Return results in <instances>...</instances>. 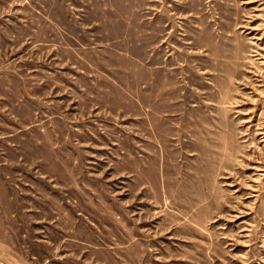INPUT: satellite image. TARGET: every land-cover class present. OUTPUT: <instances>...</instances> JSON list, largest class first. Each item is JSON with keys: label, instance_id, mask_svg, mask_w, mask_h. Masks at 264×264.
<instances>
[{"label": "rangeland", "instance_id": "374dc122", "mask_svg": "<svg viewBox=\"0 0 264 264\" xmlns=\"http://www.w3.org/2000/svg\"><path fill=\"white\" fill-rule=\"evenodd\" d=\"M0 264H264V0H0Z\"/></svg>", "mask_w": 264, "mask_h": 264}]
</instances>
